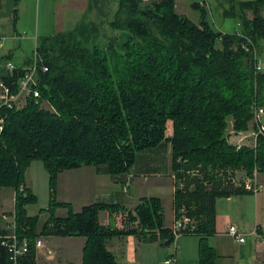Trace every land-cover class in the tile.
<instances>
[{"label": "trees", "instance_id": "obj_1", "mask_svg": "<svg viewBox=\"0 0 264 264\" xmlns=\"http://www.w3.org/2000/svg\"><path fill=\"white\" fill-rule=\"evenodd\" d=\"M192 6L201 12L198 23L179 14L175 0H90L74 30L39 41L37 51L48 66L38 78L39 97H25L22 107L0 101V187L15 192V228L0 231V264H37L36 242L44 236L85 238L83 264H118L107 248L116 236L150 234L148 241L173 245L157 198L141 199L128 212L124 231L99 222L102 211L123 210L118 205L74 212L71 204L52 200L40 232L39 215L27 212L37 204L25 181L34 161L44 164L55 194L62 172L106 166L112 176L125 175L140 152L164 142L172 146L175 219L184 212L194 222L183 236L199 238V264H219L209 243L217 201L254 195L235 187L227 170L264 175V135L255 149H239L226 137L231 119L233 129L244 132L253 103L264 108V73H256L252 54L253 46H264V0L239 3L241 31L235 33L216 30L208 10ZM22 77L20 70L0 72V82L14 94ZM60 208L67 209L66 217L55 216ZM10 235L29 243L17 262L6 245Z\"/></svg>", "mask_w": 264, "mask_h": 264}, {"label": "crops", "instance_id": "obj_2", "mask_svg": "<svg viewBox=\"0 0 264 264\" xmlns=\"http://www.w3.org/2000/svg\"><path fill=\"white\" fill-rule=\"evenodd\" d=\"M73 1L75 3L73 2L72 5H75V8H78L86 16L90 0ZM58 25L56 24L57 30ZM63 29L60 26L59 31L63 32ZM11 54L10 52L9 59ZM30 59L24 60L18 65H26ZM168 132L167 136L171 137L172 134ZM153 149L162 150L166 155L172 156V146L169 142L161 143ZM145 152L146 150L138 154L140 157L125 175L110 176L107 174L105 166H86L60 173L56 191L59 201L71 204L74 212H80L84 207L93 204L120 205L125 210L118 212L128 215V212L133 211L143 198H157L163 206L165 201L170 200L172 215L175 219L176 187L172 179L173 172H169L170 169L167 165L164 167V161L160 158L148 157L149 159L143 160ZM129 184L131 187L126 188V185ZM236 199H239L241 204L237 216L220 211L218 204L220 200L232 202ZM216 210V234L209 241L219 255L218 263L264 264V240L261 238L264 237V175L260 181L258 194L219 199ZM5 218V216L1 217L3 222L1 224L3 225H0V231L8 228ZM99 222L102 226L112 230L124 231L127 229V221L118 225L115 213L111 214L108 211L100 213ZM231 225L237 226L240 233L245 236L244 243H239L226 234ZM165 227L171 228V225L165 223ZM255 229L258 230L257 233H254ZM149 235L116 236L107 242V248L116 257L118 264H153V246L164 245L161 241H148ZM197 238L183 236L175 241V254L173 255L172 251L170 255L175 257L176 264H199V238ZM40 239L44 241V245L37 249V264H82L83 249L86 244L85 238L44 236Z\"/></svg>", "mask_w": 264, "mask_h": 264}, {"label": "rangeland", "instance_id": "obj_3", "mask_svg": "<svg viewBox=\"0 0 264 264\" xmlns=\"http://www.w3.org/2000/svg\"><path fill=\"white\" fill-rule=\"evenodd\" d=\"M146 1L150 2L152 0ZM247 1L251 0H208L207 20L214 26L216 30L220 32H240L241 27L239 26V23L241 20V12L239 3ZM73 2V0H0V40L2 42V46H0V70L2 69V65L7 60H11L16 64H19L24 60L32 58L39 41L42 38H46L54 35L55 33L61 32L59 31L60 26L64 28L62 30L63 32L74 30L76 26L84 19L83 17L85 15L82 11H79L78 8H75V5H72ZM195 2L196 0H175L177 12L182 16H186L194 23H198L201 18V12L193 8L192 5ZM233 9L235 12L234 16L225 15L226 11ZM247 17L252 19V13L248 12ZM91 19L93 21H99L98 17L94 15L91 16ZM109 19H111V15ZM56 24H59L58 30ZM108 33L112 34L110 31H108ZM9 37H12V39H9ZM255 49L262 63V72L264 73V46H255ZM10 52L12 54L9 59L8 56ZM25 103L26 99L22 98L20 102H17V105L22 107L25 105ZM44 107L51 109L47 103L44 104ZM168 131L170 134L173 132L171 123L168 126ZM256 133L257 130L253 118L249 123L248 130L244 132L235 131L233 129V120L231 119L229 121L226 137L231 145H234L239 149L243 147L255 149L257 147L255 137ZM144 155L145 158H143V160L149 159L148 157L162 159L165 164L164 167L167 165V167L170 169L169 172H173L172 156L170 154L166 155V153H163L162 150L148 149ZM139 157L137 156L136 160H138ZM227 171L229 178L234 180L236 183H244L248 180H251L253 184L260 188V181H262L263 175H261L257 170H255L253 174H248L244 169H228ZM106 172L108 175H110L108 169ZM25 181L27 187L32 191L33 195L37 197V204L28 206L27 212L29 216L39 215L37 231H40L42 230L44 223L50 218L48 209L50 208V204H52V200H55L56 202L60 201L56 192L55 194L51 193L50 176L42 162L34 161L31 164L26 172ZM57 185L58 182L56 180V191ZM128 187H131L130 184L126 185V188ZM131 192H133V190H131ZM239 201V199H236L232 202L220 200L218 203L219 209L225 214L237 216L241 208ZM162 208L165 209V223L173 227L175 219L172 215V206L170 204V200L165 201L164 206L162 205ZM121 209L125 210V208L122 206ZM14 211V190L0 187V225H3L1 224L3 223L1 221V217L5 216V219L7 220L6 223H8L7 230L9 231H14L15 228ZM67 215V209L61 210L60 208L55 211L56 217L63 218ZM122 215L123 218H118L117 220V216L119 217ZM115 216L118 225L124 224L128 218V215L123 212L115 213ZM256 231L257 230L255 229L254 233H256ZM195 241L197 242L196 239ZM175 246L176 242L171 246H162L160 244L153 246V264H165V262L168 260H174L176 262L175 257L170 255L172 251L173 255L175 254Z\"/></svg>", "mask_w": 264, "mask_h": 264}, {"label": "built area", "instance_id": "obj_4", "mask_svg": "<svg viewBox=\"0 0 264 264\" xmlns=\"http://www.w3.org/2000/svg\"><path fill=\"white\" fill-rule=\"evenodd\" d=\"M196 3H198L203 8L207 9L208 7V0H196ZM250 44L253 46L251 42ZM0 46H2L1 40ZM252 54L255 61V71L256 73H261L263 69L262 63L254 46ZM19 70L23 72V77L19 81V92L17 94L12 93L11 88L7 84H5L4 82H0V101L5 105H17V102H20L22 98H25L29 95H34L36 98H38L39 91L36 89L38 78L40 74H45L48 72V66L43 63V60L40 58L36 48L35 53L28 65H18L12 62L11 60H7L2 65V69L0 70V72H3L4 74L13 75ZM252 113L257 130L255 136L257 141L259 135H264V108L258 106L257 103H253ZM172 179L175 184V175H172ZM231 182L235 187L243 188V190L247 193H252L254 195L258 194L260 190V188L257 185L253 184L251 180H248L244 183H236L234 180L231 179ZM183 213L184 212H182L181 217L179 219H175L174 226L171 227L175 240L183 236V231H186L187 229H192V224L194 223L189 217H187L186 214ZM118 218H123V215L119 217L117 216V220ZM257 232L258 230L256 231V233ZM226 234L239 243H244L246 240L245 236L240 233L238 227L234 225H231L228 228ZM261 238L264 240V237ZM7 239L8 240L6 241L8 242H6V245L13 252L14 260L17 262L18 258L22 257L29 251V243L26 240L20 241L16 235H10ZM43 245L44 241L39 239L36 242V249L43 247ZM175 263L176 262L174 260H168L165 262V264Z\"/></svg>", "mask_w": 264, "mask_h": 264}, {"label": "water", "instance_id": "obj_5", "mask_svg": "<svg viewBox=\"0 0 264 264\" xmlns=\"http://www.w3.org/2000/svg\"><path fill=\"white\" fill-rule=\"evenodd\" d=\"M197 54L199 55V56H201V57H206L207 55L206 54H204L202 51H197Z\"/></svg>", "mask_w": 264, "mask_h": 264}]
</instances>
